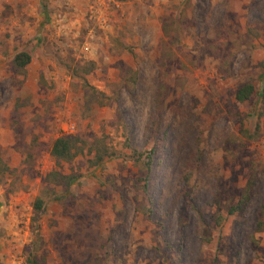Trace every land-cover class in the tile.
<instances>
[{
    "label": "rangeland",
    "instance_id": "obj_1",
    "mask_svg": "<svg viewBox=\"0 0 264 264\" xmlns=\"http://www.w3.org/2000/svg\"><path fill=\"white\" fill-rule=\"evenodd\" d=\"M0 159V264H264V0H0Z\"/></svg>",
    "mask_w": 264,
    "mask_h": 264
},
{
    "label": "trees",
    "instance_id": "obj_2",
    "mask_svg": "<svg viewBox=\"0 0 264 264\" xmlns=\"http://www.w3.org/2000/svg\"><path fill=\"white\" fill-rule=\"evenodd\" d=\"M29 55L26 52L20 51L13 55L12 64L16 71H21L23 67L28 63ZM133 79L135 74L132 73ZM253 86L249 82H244L237 86L234 91V100L237 102L245 101L250 97L253 93ZM83 141L76 136L71 135H60L53 139L49 148V155L55 159V161H64L68 162L76 155H78L83 150ZM104 150L95 149L93 163L96 164L102 159L104 156ZM148 161H146V167L149 164L150 155H147ZM7 167L0 159V181L4 177V172ZM53 175L55 178V183L62 182L66 187L69 186L71 181L74 179V175L72 174H61L58 172H52L50 175H46V178ZM41 206V200L35 199L34 201V209L37 210ZM260 213L263 217V220H257L255 222V228L260 230L264 234V205L260 207Z\"/></svg>",
    "mask_w": 264,
    "mask_h": 264
},
{
    "label": "built area",
    "instance_id": "obj_3",
    "mask_svg": "<svg viewBox=\"0 0 264 264\" xmlns=\"http://www.w3.org/2000/svg\"><path fill=\"white\" fill-rule=\"evenodd\" d=\"M70 129H72V126H69Z\"/></svg>",
    "mask_w": 264,
    "mask_h": 264
}]
</instances>
